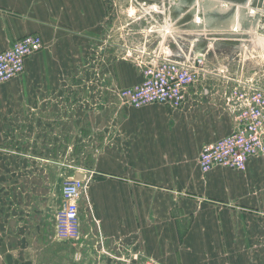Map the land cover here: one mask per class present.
I'll return each mask as SVG.
<instances>
[{"label": "crops", "instance_id": "obj_1", "mask_svg": "<svg viewBox=\"0 0 264 264\" xmlns=\"http://www.w3.org/2000/svg\"><path fill=\"white\" fill-rule=\"evenodd\" d=\"M262 6L241 25L239 58L264 54ZM128 9L129 0H0V53L27 35L44 42L24 75L0 86V264H114L105 248L124 245L153 264H264L261 159L246 172L203 174L197 163L205 145L235 132L224 102L234 84L206 79L181 111L124 105L114 91L143 81L121 56L124 34L143 30ZM225 17L208 15L204 26L225 29ZM240 18L239 11L233 22ZM210 44L198 43L195 53L207 51L210 68L231 66ZM66 150L77 157L68 161ZM81 150L89 151L88 167L75 170L86 174L79 202L86 238L73 244L75 254L56 240L55 224L62 184L74 172L67 168Z\"/></svg>", "mask_w": 264, "mask_h": 264}, {"label": "built area", "instance_id": "obj_2", "mask_svg": "<svg viewBox=\"0 0 264 264\" xmlns=\"http://www.w3.org/2000/svg\"><path fill=\"white\" fill-rule=\"evenodd\" d=\"M135 5L139 8L137 11L142 12L135 20L145 18L147 12L157 13L160 8L145 1L135 0ZM256 15V11L249 14ZM173 27V24L160 26L158 21L151 20V25L141 33L124 34L121 56L141 72L143 81L133 87L115 90V95L133 109L163 105L181 111L187 104L189 90L206 79L214 76L234 84L224 93V102L234 117L235 132L214 144L205 145L197 163L203 174L210 173L214 168L246 172L251 159L264 158V86L254 79L230 77L226 74L229 64L211 69L207 51L196 54L194 42L189 47L180 46L173 35ZM235 28V32L242 29L238 19ZM209 46L211 48L213 44ZM43 48V39L32 34L18 39L8 50L0 53V86L24 75L27 59ZM101 51L98 50L100 56ZM85 188V180H74L72 175L63 182V205L56 215L55 224L57 241L81 243L82 247L84 241L81 240L86 237L83 236L79 202Z\"/></svg>", "mask_w": 264, "mask_h": 264}, {"label": "rangeland", "instance_id": "obj_3", "mask_svg": "<svg viewBox=\"0 0 264 264\" xmlns=\"http://www.w3.org/2000/svg\"><path fill=\"white\" fill-rule=\"evenodd\" d=\"M138 2H147L148 4H154L158 5L160 8L157 13H151L148 14L145 13L144 16L146 17L141 19L142 27L141 30L145 27H149L148 22L151 23L152 16L155 17L158 20V24L160 26L164 25H170L173 24L174 27L172 28L174 31V37L179 42L180 46L182 47H189V44L191 42H194V50L196 51V48L198 43L204 44L206 43V46L209 43L215 44L216 49L219 51L218 48H220L219 52L226 53L225 55L227 57V61L231 63V66H229V70L226 73L230 77H234L237 79H254L257 82L262 83L264 86V54H249L248 56L244 57H238L239 55L235 52L234 47L238 46V42L235 39L241 38V30L238 29L237 32H235L236 28V19L233 22V16L235 18L236 13L238 14L237 8H240V20L242 27H245L244 23L246 21L247 15L250 14L251 11H256L258 9H262V3H264V0H256L253 3V6H249V0H136ZM139 8L135 5V0H129V11H127L128 14L132 16L131 21L137 18V15H142L141 11H137ZM225 12V13H224ZM126 13V14H127ZM127 14V15H128ZM226 15L225 17V29L224 27H218V25H212L205 27L204 20L206 16H221ZM179 15H188L190 19L193 18L195 22H187L183 17L179 19H175V16ZM231 17V19H228V16ZM135 16V17H134ZM183 19V20H182ZM168 21V23H167ZM224 21V19H223ZM132 25L130 26V29L134 28L135 23L130 22ZM223 23H220V26ZM162 28V27H160ZM235 28V29H234ZM218 29H224L225 30V36L219 37L217 34ZM207 30V32H206ZM166 33V32H165ZM240 33V34H239ZM208 35V36H207ZM163 36V35H160ZM168 36V35H167ZM159 37V36H155ZM165 38V37H164ZM217 38V39H216ZM218 38H225V41L221 42L218 41ZM168 39V38H167ZM166 39V40H167ZM216 39V41H214ZM196 40V42H195ZM162 41V40H158ZM259 44V43H258ZM257 47V46H256ZM203 51V49H200L199 52ZM231 56V57H230ZM237 59H235V58ZM239 60V61H238ZM223 66V65H222ZM218 67H212L211 69L216 70ZM98 78H104V71L98 70L97 72ZM214 77V76H212ZM133 109V108H132ZM77 153H74V151H67L65 155H67V160L73 161V158L77 157ZM89 151L81 150L79 153L78 160L75 159L76 163H73L69 169V171L73 172L76 170V168H84L88 167L89 164ZM82 159V160H80ZM261 159V162L263 163V170L261 171L262 174H264V158ZM81 161L82 163L78 162ZM224 169V168H223ZM67 176H70L68 173ZM260 185L263 186L264 189V182ZM67 244V252L68 249H70L73 253L77 254V249L75 245L76 243L73 242H66ZM124 249L117 250V249H108L105 248V253L111 261L115 264H138L141 262L140 260H146L145 264H153L150 262L149 256L147 253H143V251H138L136 246L130 245L127 247V245H124ZM101 252V251H100ZM69 253V252H68ZM67 253V254H68ZM117 254V255H116ZM115 256L119 259L121 262H117L115 259ZM123 260V261H122Z\"/></svg>", "mask_w": 264, "mask_h": 264}, {"label": "water", "instance_id": "obj_4", "mask_svg": "<svg viewBox=\"0 0 264 264\" xmlns=\"http://www.w3.org/2000/svg\"><path fill=\"white\" fill-rule=\"evenodd\" d=\"M74 180L77 181H82L85 180L86 174L80 172V171H75L71 174Z\"/></svg>", "mask_w": 264, "mask_h": 264}, {"label": "bare ground", "instance_id": "obj_5", "mask_svg": "<svg viewBox=\"0 0 264 264\" xmlns=\"http://www.w3.org/2000/svg\"><path fill=\"white\" fill-rule=\"evenodd\" d=\"M259 44H260L261 46H263V42H260ZM243 49H244V48H243Z\"/></svg>", "mask_w": 264, "mask_h": 264}]
</instances>
